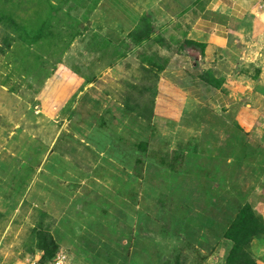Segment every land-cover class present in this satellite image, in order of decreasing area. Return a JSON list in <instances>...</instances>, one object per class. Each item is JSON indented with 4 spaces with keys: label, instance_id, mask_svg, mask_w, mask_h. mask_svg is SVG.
<instances>
[{
    "label": "rangeland",
    "instance_id": "rangeland-1",
    "mask_svg": "<svg viewBox=\"0 0 264 264\" xmlns=\"http://www.w3.org/2000/svg\"><path fill=\"white\" fill-rule=\"evenodd\" d=\"M119 1L0 0V264H264V148L187 39L209 0Z\"/></svg>",
    "mask_w": 264,
    "mask_h": 264
},
{
    "label": "crops",
    "instance_id": "crops-1",
    "mask_svg": "<svg viewBox=\"0 0 264 264\" xmlns=\"http://www.w3.org/2000/svg\"><path fill=\"white\" fill-rule=\"evenodd\" d=\"M120 1L127 8V26L135 27L148 0ZM186 21L187 39L203 47L204 67L218 81L208 86L210 95L264 148V10L259 0H209L199 18ZM10 112L16 113L12 107ZM18 133L19 127L10 131L11 137ZM261 213L264 218V208Z\"/></svg>",
    "mask_w": 264,
    "mask_h": 264
},
{
    "label": "built area",
    "instance_id": "built-area-1",
    "mask_svg": "<svg viewBox=\"0 0 264 264\" xmlns=\"http://www.w3.org/2000/svg\"><path fill=\"white\" fill-rule=\"evenodd\" d=\"M259 6L264 10V0H259ZM42 258V256L38 255L25 260L21 264H69V260L63 251H60L51 261H44Z\"/></svg>",
    "mask_w": 264,
    "mask_h": 264
},
{
    "label": "trees",
    "instance_id": "trees-1",
    "mask_svg": "<svg viewBox=\"0 0 264 264\" xmlns=\"http://www.w3.org/2000/svg\"><path fill=\"white\" fill-rule=\"evenodd\" d=\"M249 207V206H248ZM252 209L247 208V210L245 212H243V214H241L240 216V222L238 223L237 229L240 230L241 232H246V228L248 227V220H252V222L255 221L256 218H254V215L252 214ZM244 237H246L248 234L244 233L243 234ZM232 240H236V238H234V236H231ZM236 242V241H234ZM234 250H235V246H234Z\"/></svg>",
    "mask_w": 264,
    "mask_h": 264
}]
</instances>
